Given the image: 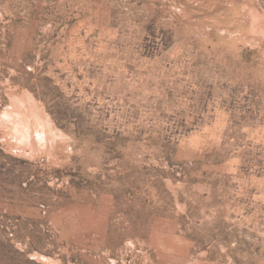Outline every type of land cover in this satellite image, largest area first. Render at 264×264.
<instances>
[{
  "label": "rangeland",
  "instance_id": "obj_1",
  "mask_svg": "<svg viewBox=\"0 0 264 264\" xmlns=\"http://www.w3.org/2000/svg\"><path fill=\"white\" fill-rule=\"evenodd\" d=\"M0 264H264V0H0Z\"/></svg>",
  "mask_w": 264,
  "mask_h": 264
}]
</instances>
